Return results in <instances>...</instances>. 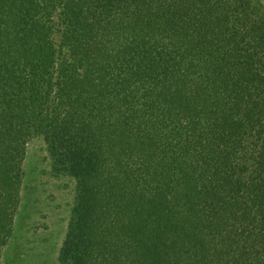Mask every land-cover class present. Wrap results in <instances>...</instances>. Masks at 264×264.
I'll return each mask as SVG.
<instances>
[{"label":"trees","instance_id":"1","mask_svg":"<svg viewBox=\"0 0 264 264\" xmlns=\"http://www.w3.org/2000/svg\"><path fill=\"white\" fill-rule=\"evenodd\" d=\"M34 139L61 264H264L263 2L0 0V256Z\"/></svg>","mask_w":264,"mask_h":264},{"label":"rangeland","instance_id":"2","mask_svg":"<svg viewBox=\"0 0 264 264\" xmlns=\"http://www.w3.org/2000/svg\"><path fill=\"white\" fill-rule=\"evenodd\" d=\"M22 170L20 204L0 264H61L78 203L77 180L55 167L42 139L29 143Z\"/></svg>","mask_w":264,"mask_h":264}]
</instances>
